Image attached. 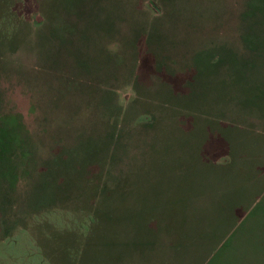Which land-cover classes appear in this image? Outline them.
Masks as SVG:
<instances>
[{"label": "rangeland", "instance_id": "374dc122", "mask_svg": "<svg viewBox=\"0 0 264 264\" xmlns=\"http://www.w3.org/2000/svg\"><path fill=\"white\" fill-rule=\"evenodd\" d=\"M263 192L264 0H0V264H221Z\"/></svg>", "mask_w": 264, "mask_h": 264}, {"label": "trees", "instance_id": "16d2710c", "mask_svg": "<svg viewBox=\"0 0 264 264\" xmlns=\"http://www.w3.org/2000/svg\"><path fill=\"white\" fill-rule=\"evenodd\" d=\"M240 220V221H239ZM247 227H250V238L249 240H254V242H264V194L251 208L250 211H248L247 215L244 218H239L236 220L235 224L233 225L232 229L229 231V233L223 238V242L220 245V248L218 250L219 253H221L220 260L221 264H231V259L229 261L225 262L224 256L226 254V251L231 248L232 242L237 237L238 232H241L243 228L247 229ZM251 230H254V235L252 236ZM217 252V253H218ZM254 253H258L257 259L258 260H264V248L260 249L255 248ZM259 256H262V258H259ZM233 256H231L232 258Z\"/></svg>", "mask_w": 264, "mask_h": 264}, {"label": "crops", "instance_id": "0c3cea01", "mask_svg": "<svg viewBox=\"0 0 264 264\" xmlns=\"http://www.w3.org/2000/svg\"><path fill=\"white\" fill-rule=\"evenodd\" d=\"M264 192L260 195H262ZM259 197V199H260ZM258 199V200H259ZM256 201L249 207V209L246 211L245 215L242 217L244 218L248 211L251 210V208L254 206ZM241 218V219H242ZM240 221V220H239ZM252 236L254 235V230H251ZM250 227H247V229L243 228L241 232H238L237 237L231 244V248L226 251V254L224 256L225 262L229 261L231 259V264H264V260H258L257 259V254L259 253H254L255 248H264V242H254V240H249L250 238ZM259 255V254H258ZM231 256H233L231 258ZM259 258H262V256H259Z\"/></svg>", "mask_w": 264, "mask_h": 264}]
</instances>
